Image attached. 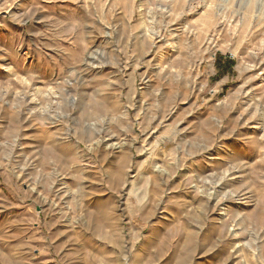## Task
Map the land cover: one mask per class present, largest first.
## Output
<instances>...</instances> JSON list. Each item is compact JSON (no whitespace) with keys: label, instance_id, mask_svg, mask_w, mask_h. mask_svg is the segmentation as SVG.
<instances>
[{"label":"rangeland","instance_id":"obj_1","mask_svg":"<svg viewBox=\"0 0 264 264\" xmlns=\"http://www.w3.org/2000/svg\"><path fill=\"white\" fill-rule=\"evenodd\" d=\"M263 106L264 0H0V264H264Z\"/></svg>","mask_w":264,"mask_h":264},{"label":"crops","instance_id":"obj_2","mask_svg":"<svg viewBox=\"0 0 264 264\" xmlns=\"http://www.w3.org/2000/svg\"><path fill=\"white\" fill-rule=\"evenodd\" d=\"M219 67L222 70V72L229 71L228 69H230L228 64L225 65L219 64Z\"/></svg>","mask_w":264,"mask_h":264},{"label":"bare ground","instance_id":"obj_3","mask_svg":"<svg viewBox=\"0 0 264 264\" xmlns=\"http://www.w3.org/2000/svg\"><path fill=\"white\" fill-rule=\"evenodd\" d=\"M210 45V44H209ZM176 48V47H175ZM118 77V76H117ZM110 85V84H109ZM110 94V93H109ZM110 99V98H109ZM264 107V106H263ZM263 112H264V109H263ZM89 116V114H87ZM86 119V118H85ZM86 121V120H85ZM84 140V139H83Z\"/></svg>","mask_w":264,"mask_h":264}]
</instances>
